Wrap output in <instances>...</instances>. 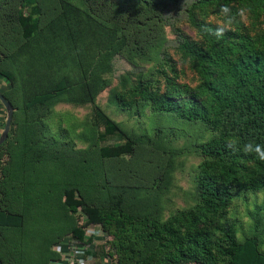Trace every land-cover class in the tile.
Instances as JSON below:
<instances>
[{
  "label": "rangeland",
  "instance_id": "1",
  "mask_svg": "<svg viewBox=\"0 0 264 264\" xmlns=\"http://www.w3.org/2000/svg\"><path fill=\"white\" fill-rule=\"evenodd\" d=\"M37 1L42 10L39 35L25 40L15 24L21 0H0V69L16 77L7 92L16 107L9 103L17 112L23 100L31 99L28 95H39L40 102L46 93H54L53 88L69 93L49 98L36 114L41 123L36 135L24 140L15 131L4 146L1 183L14 159L10 154L31 152V142L39 143L33 149H40L48 160H38L41 170L27 182L28 206L18 210L26 232L13 230L9 252L0 254L11 264H18L17 259L34 264L35 258L37 264H51L52 245L67 239L71 227L83 224L59 200L71 187L87 205L106 204L108 190L122 195L137 213L168 223L167 239H180L187 230L188 212L200 203L197 173L208 160L202 147L217 135L210 125L181 117L176 103L206 99L202 85L207 67L214 81H222L219 70L204 63L205 55L212 60L221 55L231 62L250 45L260 44L264 9L245 0H208L203 6L200 0ZM10 16L14 19L8 25ZM183 43L200 48L198 62L184 53ZM19 89L29 94L21 96ZM87 93L92 100L80 102ZM95 110L115 122L125 138L136 141L132 156L98 157L96 141L103 124L95 119ZM217 223L233 227L235 246L231 255L213 246V264H264V189L235 187L220 216L201 218L200 232ZM215 243L223 249L231 246L225 239ZM94 246L70 244L64 251L74 249L80 260L90 262L99 257ZM172 252L177 254L173 246ZM149 259L142 264L165 263Z\"/></svg>",
  "mask_w": 264,
  "mask_h": 264
},
{
  "label": "trees",
  "instance_id": "2",
  "mask_svg": "<svg viewBox=\"0 0 264 264\" xmlns=\"http://www.w3.org/2000/svg\"><path fill=\"white\" fill-rule=\"evenodd\" d=\"M207 1L200 0L199 3L203 6ZM245 1L264 9V0ZM41 12L37 0H21L20 8L15 15V24L21 30L23 39L32 40L39 35ZM188 14L189 20L193 22L195 20L193 10L190 9ZM10 17L6 20L8 25L13 16ZM137 23L139 22H133L132 25ZM117 27H121V23ZM181 48L195 63L200 60L201 52L197 46L183 43ZM229 51V48L224 49L225 53ZM205 57L208 59L204 63L213 64L219 70L218 77L220 76L222 81H214L210 75L211 68L207 67L203 70L206 73V80L202 85V90L208 92L206 99L200 102L176 103L181 108L178 111L181 117L208 124L217 135L202 147V153L208 160L198 169L200 203L187 214V230L180 233V239L172 236L167 239L171 230L168 223L150 215L137 213L133 207L125 205L122 195H111L107 189L106 204L87 205L76 188H66L59 199L61 205L68 210V214L76 215L83 220V224L71 227L70 233L73 238L85 245L92 243L95 245L94 253L97 252L99 255L95 258V264H142L146 257L150 258V261L162 260L165 262L163 264L187 261L213 264V246L220 248L227 255L234 252L233 227L217 223L212 228L208 227L204 233L200 232L199 225L204 215L217 217L229 207L235 187L251 191L264 189V161L259 160L254 152L244 151L246 144H252L253 148L256 145L264 147V37L259 45H250L231 62L225 61L221 55L214 60L209 55ZM0 78L6 88L1 93L12 104L7 92L13 90L16 84L15 73L1 68ZM18 91L21 96L29 94H23L26 92L23 89ZM53 91L54 93L49 95L46 93L44 96L46 100L41 98L40 102L36 99L39 95L36 94L35 97L33 94L28 95L31 99L23 100L18 111L14 110L9 136L0 145V161L4 146L13 137V132L21 134L24 140L32 138L41 127L36 114L44 110L46 102L51 100L49 98L69 93L68 91L59 93V89L56 88H53ZM78 100L86 102L92 100V97L87 93ZM69 101L74 100L69 98ZM95 119L101 120L103 124V130L96 141L97 154L101 160L133 155L135 140L125 138L117 124L106 116L102 117L98 110H95ZM38 144L31 142L29 153L28 151L11 153L14 159L10 160L7 172H4V180L0 182V251L4 250L6 253L9 252L10 233L13 230L26 232L24 217L18 210L19 207L21 210L28 206L25 205L30 194L26 192L28 179L33 174H38V168L41 170L42 166L38 165V160L43 162L48 160L39 152L40 149H33ZM89 227L92 230L87 235ZM216 230L220 232L217 237L214 235ZM95 237L98 239L95 240ZM217 239L229 241L230 248L223 249L222 245H217L215 243ZM155 242V247L150 249V245ZM172 246L180 256L172 252ZM50 256L54 259L53 252ZM0 259L3 264H11L1 254ZM17 261L20 264L18 259Z\"/></svg>",
  "mask_w": 264,
  "mask_h": 264
},
{
  "label": "crops",
  "instance_id": "3",
  "mask_svg": "<svg viewBox=\"0 0 264 264\" xmlns=\"http://www.w3.org/2000/svg\"><path fill=\"white\" fill-rule=\"evenodd\" d=\"M4 86L5 85L3 82H1V78H0V92L3 91ZM2 105H0V134L2 133V130L4 128V127H2V124L5 123V119H6V110H5L4 106H2ZM1 127H2V129H1ZM91 230L92 229L90 227L87 229V235H89ZM68 232H69L68 233L69 236L66 237L67 239L61 238L58 241H56L54 243V245H52V247L54 248V251H53L54 259H52L53 261L51 264H95L96 260L93 257H92L90 262L88 260L86 262H85V260L84 261L80 260L79 257L77 256V253H73L74 249L72 251H67L65 253L64 250L66 248H68L70 244H71V247L80 246V245L81 246H92L93 245V243L91 245H85V244L79 242L77 239L73 238V235H72V233H70V231H68ZM97 239H98V237H95V240H97ZM69 242H70V244H69ZM24 254H26V252ZM33 261L35 262L34 264L38 263L36 258ZM30 262H32V260H30ZM30 262L25 261V264H30Z\"/></svg>",
  "mask_w": 264,
  "mask_h": 264
},
{
  "label": "water",
  "instance_id": "4",
  "mask_svg": "<svg viewBox=\"0 0 264 264\" xmlns=\"http://www.w3.org/2000/svg\"><path fill=\"white\" fill-rule=\"evenodd\" d=\"M0 101L6 110L5 125H4V128L2 130V133L0 134V145H2L9 136L14 109H13L12 105L9 103V101L4 97V95L1 92H0ZM0 264H3L1 259H0Z\"/></svg>",
  "mask_w": 264,
  "mask_h": 264
},
{
  "label": "clouds",
  "instance_id": "5",
  "mask_svg": "<svg viewBox=\"0 0 264 264\" xmlns=\"http://www.w3.org/2000/svg\"><path fill=\"white\" fill-rule=\"evenodd\" d=\"M244 151L246 153L254 152L256 156L259 158V160L264 161V147H261L260 145H256L253 148L252 144H246L244 147Z\"/></svg>",
  "mask_w": 264,
  "mask_h": 264
},
{
  "label": "built area",
  "instance_id": "6",
  "mask_svg": "<svg viewBox=\"0 0 264 264\" xmlns=\"http://www.w3.org/2000/svg\"><path fill=\"white\" fill-rule=\"evenodd\" d=\"M171 264H200V263L196 261H187V262L171 263Z\"/></svg>",
  "mask_w": 264,
  "mask_h": 264
}]
</instances>
